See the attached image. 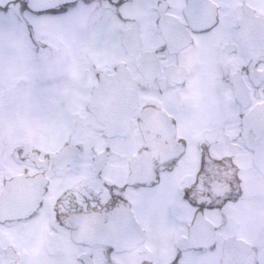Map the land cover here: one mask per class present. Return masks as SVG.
I'll return each mask as SVG.
<instances>
[{"label": "snow or ice", "instance_id": "6c2138e0", "mask_svg": "<svg viewBox=\"0 0 264 264\" xmlns=\"http://www.w3.org/2000/svg\"><path fill=\"white\" fill-rule=\"evenodd\" d=\"M0 264H264V0H0Z\"/></svg>", "mask_w": 264, "mask_h": 264}]
</instances>
